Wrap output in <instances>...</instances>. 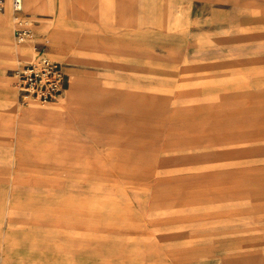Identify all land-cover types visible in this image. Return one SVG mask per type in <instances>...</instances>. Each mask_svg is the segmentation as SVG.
<instances>
[{
  "label": "rangeland",
  "instance_id": "374dc122",
  "mask_svg": "<svg viewBox=\"0 0 264 264\" xmlns=\"http://www.w3.org/2000/svg\"><path fill=\"white\" fill-rule=\"evenodd\" d=\"M48 2L0 0L37 33L0 105L35 48L67 75L36 103L76 90L32 126L0 106V264H264V0Z\"/></svg>",
  "mask_w": 264,
  "mask_h": 264
},
{
  "label": "built area",
  "instance_id": "2783aa9c",
  "mask_svg": "<svg viewBox=\"0 0 264 264\" xmlns=\"http://www.w3.org/2000/svg\"><path fill=\"white\" fill-rule=\"evenodd\" d=\"M17 11L22 10V0H14ZM34 22L17 18L15 41L24 43L31 38ZM34 61L19 63L14 70V78L21 94L22 103L28 104L34 98L42 102L51 101L61 95L66 84V72L61 63L52 60L44 50L35 48Z\"/></svg>",
  "mask_w": 264,
  "mask_h": 264
},
{
  "label": "bare ground",
  "instance_id": "6f19581e",
  "mask_svg": "<svg viewBox=\"0 0 264 264\" xmlns=\"http://www.w3.org/2000/svg\"><path fill=\"white\" fill-rule=\"evenodd\" d=\"M14 2V0H13ZM31 4L33 9L37 10L38 7L40 6V4H38V0H31ZM22 7H23V0H22ZM9 35H12L11 31H9L8 33ZM72 36H69V38H71ZM30 40H26L24 43L22 44H18L14 37L12 39H6L5 41H2L1 45H0V51H3L6 53L7 58L9 60H13L16 58H19L20 55H27V56H32L33 52L31 50V52H24V47H29L30 49V44H28L27 42H29ZM3 78V76H2ZM77 85L80 84L77 88H86L88 86L87 82L85 81V79H80L79 78L76 80ZM18 91H16L14 88L9 87L6 91V94L4 95V97H2L1 100V108H3V110L9 111V113H11L12 117L14 118V120L17 121L18 126L19 127H25V126H32L31 123V117H36L39 115H43V114H48L47 112H57V111H61L62 109H64V107L68 104H70V97H74L76 90L73 89L71 91V94L69 97V101H66L65 96L60 98L62 99L60 101V103H56V104H52L51 102L49 104H45L46 106H40L39 104H37L36 102H38V99H30L28 104H27V108L26 109H21L18 106V102H17V94ZM74 92V95H73ZM67 98V96H66Z\"/></svg>",
  "mask_w": 264,
  "mask_h": 264
},
{
  "label": "crops",
  "instance_id": "0c3cea01",
  "mask_svg": "<svg viewBox=\"0 0 264 264\" xmlns=\"http://www.w3.org/2000/svg\"><path fill=\"white\" fill-rule=\"evenodd\" d=\"M48 0H43L42 3L40 4V6L38 7L37 10L33 9L32 4H31V0H23V7L22 9L29 11L30 13L33 14H39L40 12H52V7H47L48 6ZM7 11L10 12V9L7 8ZM45 28L47 29H52V38L54 39L55 43H58L56 46L57 48H61L64 47L65 45L63 44L64 42H62V40L68 38L69 36H72L71 33L65 28L64 23L62 22H50V23H46L45 24ZM10 31L9 28H6L5 30L1 31L0 33H4V34H8ZM33 30V34L34 36H37V33ZM32 34V35H33ZM8 38L12 39V36L8 34ZM7 38V39H8ZM31 39V38H29ZM62 42V43H61ZM25 48V47H24ZM27 51L24 50V52H31L29 47H26ZM63 95V94H62Z\"/></svg>",
  "mask_w": 264,
  "mask_h": 264
}]
</instances>
